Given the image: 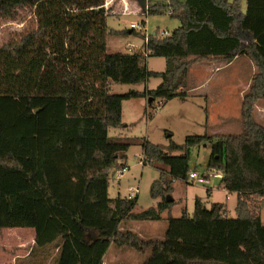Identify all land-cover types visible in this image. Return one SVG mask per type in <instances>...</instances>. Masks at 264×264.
I'll return each instance as SVG.
<instances>
[{"label": "trees", "instance_id": "16d2710c", "mask_svg": "<svg viewBox=\"0 0 264 264\" xmlns=\"http://www.w3.org/2000/svg\"><path fill=\"white\" fill-rule=\"evenodd\" d=\"M147 1L149 15L171 11L180 26L169 36L150 35L145 55L107 52V36L118 33L107 24V0H0V18L13 19L24 7L36 18L35 27L0 46V228H34L31 253H55L53 264H102L112 243L147 253L143 264H264V125L255 119L264 100V0H246L245 12L243 0ZM240 55L256 68L241 103L242 132L190 135L169 147L109 135L110 128L125 125L124 100L145 97L151 107L156 99L185 98L193 63H229ZM148 56L164 57L165 70H150ZM151 77L162 78L156 89L112 92L114 83L134 86ZM76 140L84 142L83 208L77 196L60 200L51 179L61 171L67 180L65 161ZM135 143L143 148L144 164L167 167L151 187L152 196L163 200L140 212L134 210L137 196L106 193L110 174L126 165ZM208 143V169L223 171L220 185L238 193L236 217L225 204L208 208L197 197L193 215L184 209L180 217L168 216L163 239L120 229L131 220L162 219L174 203L166 200L173 181L188 180L191 150ZM95 184L107 203L88 215Z\"/></svg>", "mask_w": 264, "mask_h": 264}, {"label": "rangeland", "instance_id": "374dc122", "mask_svg": "<svg viewBox=\"0 0 264 264\" xmlns=\"http://www.w3.org/2000/svg\"><path fill=\"white\" fill-rule=\"evenodd\" d=\"M109 1L110 3L113 1L112 4L109 3V6H115L120 0H107L106 7H108ZM129 1L137 5L141 11L140 0ZM146 4L148 5V1ZM142 21H145L144 28L146 30L144 28L142 30L141 28H137L135 32H129L132 29L131 23H142ZM107 24L111 30L118 31L116 34L112 33L107 36V52L115 53L137 51L138 48L130 49L129 45L131 43L139 48H144L145 32L148 35H152L153 33L160 35L162 31L167 30L172 34L180 26V21L168 13L149 15L145 13V9H142V12L138 13L134 12L132 8L131 11L121 10L116 15L110 14L107 17ZM35 26L36 18L34 10L30 7L18 9L13 19L0 18V46L17 39L19 34L24 30ZM147 65L151 70L162 72L166 68V60L164 57L149 56L147 58ZM252 70L253 65L251 60L247 56H242L235 64L224 70L218 72L210 70L198 76L192 73L188 81L186 80L185 90L187 91V96L185 98L177 96L164 103L156 99L152 105L153 107L146 106L145 97L126 99L123 102V122L125 125L121 128H110L109 135L111 137L129 138L131 140L144 139L154 144L169 147L172 142L183 144L187 136L203 135L207 132L211 133L214 129H218L219 122L220 120H224L225 114L233 119L232 127L228 132L240 133L242 132V122L240 121L241 103L245 92L249 88ZM161 82V77H151L143 84L133 86L130 84L114 83L111 88L113 93L122 94L131 90L145 91L147 88L156 89ZM221 82H224L223 88L218 90L219 94L212 100V96L215 95L213 88ZM199 84L201 85L198 86ZM204 93L211 96V101L200 95ZM160 103V107L155 111L154 106ZM148 112H152L150 117L148 116ZM73 143L70 159H66V164L64 162L67 180H64V176H60L61 171L56 175L57 178H53L52 176L51 179L54 187L58 183L57 190L60 200H68L69 197L71 200L72 197L77 196V199H79L76 202L77 206L83 208L86 204L84 199L88 195H85V198L82 197V187L79 182L81 173L80 160L84 153V142L76 140ZM210 154L211 145L209 143L195 146L191 150V170L195 169L201 173L207 172ZM63 156L66 157L65 154ZM73 157L75 160H73ZM142 158H144V154L141 145L138 143L132 144L127 151V158L125 159L127 170L119 181L114 179L113 174L115 171H113L110 174L109 187L107 188V192L114 198L117 196L128 197L134 193L138 197V202L134 209L135 212L156 207L163 200V195L152 196L151 187L153 182L159 178L160 169H167V167L160 162L142 164ZM53 164L51 162V166H53L52 172L54 171ZM220 181L221 178L212 177L210 184L217 188ZM172 186L173 189L170 195L175 201L168 209L169 211L163 214L162 219L156 221L131 220L125 224V228H139L146 237L164 238L168 226V216L180 217L184 209H187V212L193 215L196 202L195 196L197 194L203 198L204 204L208 208L213 204L212 199L208 196V185L178 179L173 181ZM99 187L101 186L95 184L94 188L97 191L89 197L88 215L97 214L101 208L106 206L107 200L104 194L98 193ZM61 188L68 189V192L64 193L65 190ZM216 190L215 197L223 199L224 192ZM65 202L71 205V201ZM232 215L236 216V213L233 212ZM13 236H17V234L15 232H10L9 234L4 229L0 230V243L3 241L5 243L12 242ZM48 263L53 264L54 258Z\"/></svg>", "mask_w": 264, "mask_h": 264}, {"label": "crops", "instance_id": "0c3cea01", "mask_svg": "<svg viewBox=\"0 0 264 264\" xmlns=\"http://www.w3.org/2000/svg\"><path fill=\"white\" fill-rule=\"evenodd\" d=\"M230 1H232V0H230ZM112 2L111 3H110V1L108 2V7H111V13L110 14H113V15H116L121 10H123V11L130 10L131 11L132 8H133L134 12L139 13V12H142V9L144 8V6L141 4L142 9L140 11V9H138L137 5L133 4L129 0H120L119 3L115 4V6H113V5L109 6V3L112 4ZM246 8H247L246 0H243V8H242L243 12L246 11ZM129 32L132 33L133 28ZM129 47H130V49L131 48H138L137 51L142 49V47L139 48L132 43L129 45ZM144 48H145V46H144ZM125 53H130V51L125 52ZM242 56H246V55L237 56L236 58H234L229 63H222V62H218L217 60H200L198 62H195L190 67L189 74L187 77V81H188L189 76L192 73H195L198 76V75H201L202 73L208 72L210 70L217 71V72L224 70L225 68L232 66V64H235ZM249 60H251V59L249 58ZM251 63L253 65V70H252L253 71L252 76H253L256 68H255V65L252 62V60H251ZM148 68H149V66H148ZM251 78H250V80H251ZM223 83L224 82H221V83L216 84L214 86L213 93L215 95L212 96V100L215 99L216 96L219 94L218 90L220 88H223ZM200 85L201 84H199L198 86H200ZM224 87H226V86H224ZM194 88H196V87H194ZM149 89L150 88H147V90H149ZM200 95L204 96L207 100L211 101V96L209 94L204 93V94H200ZM145 101L147 103L146 104V106H147L148 105L147 98L145 99ZM211 108H212V105H211ZM256 120L259 123L264 125V101H260L256 105ZM232 121H233V119L230 116H228L227 114H225L224 120H220V122H219V128L212 130L211 133H208V132L207 133L211 134V135L235 134V133L228 132V131H230V129L232 127ZM142 150H143V148H142ZM108 187H109V183H108L107 188ZM215 188L216 187L212 186V184H210V183L208 184V188H207L208 189V196L212 199V203L219 202V203L225 204L226 209L228 211V215L231 217H236V216H233L232 213L233 212L236 213V206H237L238 199H239L238 193L228 191L223 185H220V183H219L216 189L222 190L224 192V198L219 199V198L215 197V192L217 191ZM61 189L65 190V188H61ZM64 193H66V192L64 191ZM106 193H107V198H110V197L114 198V197L110 196L109 192H106ZM197 197L201 198V200L203 201V198L200 195L197 194L195 196V199ZM245 198L248 199V196ZM249 198H254V197L250 196ZM173 200L175 201V199H173ZM165 212H168V211L167 210L164 211L162 213V217H163V214ZM260 214H261L262 222L264 223V208L260 211ZM125 224H127V223H123L122 225H120L121 230H124V229L132 230V231L136 232L137 234H139L144 239L156 238V237L144 236L139 228H137V229H134L132 227L125 228ZM3 229L7 230V232H9V234H10V232H15L18 237L13 236L14 238H13L12 242H10V243H5L4 241L0 243V264H49L48 262L51 259H53L55 253L52 256L46 255L47 257L40 254L39 252L31 253V251L33 250V247H34L35 237H36V232H35L34 228H32V227L0 228V230H3ZM160 239H163V237H161ZM56 252H57V250H56ZM146 257H147V253H140V252H137V251L130 249V248H118L112 243L108 247V249H107V251L103 257L102 264H138V263L143 264Z\"/></svg>", "mask_w": 264, "mask_h": 264}, {"label": "built area", "instance_id": "2783aa9c", "mask_svg": "<svg viewBox=\"0 0 264 264\" xmlns=\"http://www.w3.org/2000/svg\"><path fill=\"white\" fill-rule=\"evenodd\" d=\"M145 9V13L148 14V5L145 4V7L143 8ZM169 14H171V11H169ZM145 21L142 23H131V27L133 29H137V28H141V30L145 27L144 25ZM144 30H146V28H144ZM156 34V33H154ZM144 43H148V39H149V36L146 32L144 33ZM161 36H169L171 35L169 33V31L165 30V31H162L160 33ZM139 51L143 52L145 55H148L149 54V51L146 49V48H142L140 49ZM161 103L157 106H154V110L156 111L159 107H160ZM153 107V106H151ZM152 115V112H148V116L150 117ZM141 162L142 164H144V158L141 159ZM127 170V166H122L121 168L115 170L113 176H114V179L115 180H120L123 176V174L125 173V171ZM223 176V171H214V170H210L208 169L207 172H204V173H201L197 170H190L189 173H188V182H191V183H200V184H203V185H208L211 181V178L214 177V178H221ZM134 193L130 194V197H134Z\"/></svg>", "mask_w": 264, "mask_h": 264}, {"label": "water", "instance_id": "95a60500", "mask_svg": "<svg viewBox=\"0 0 264 264\" xmlns=\"http://www.w3.org/2000/svg\"><path fill=\"white\" fill-rule=\"evenodd\" d=\"M140 1H141V4L145 7V2H144V0H140ZM166 200H167L168 202H170V201H173V198L171 197V195H168L167 198H166Z\"/></svg>", "mask_w": 264, "mask_h": 264}]
</instances>
